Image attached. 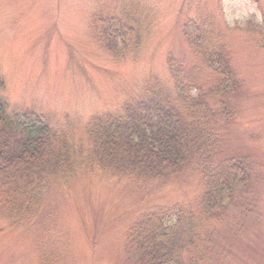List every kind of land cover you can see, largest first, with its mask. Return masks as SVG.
<instances>
[{
    "label": "rangeland",
    "instance_id": "1",
    "mask_svg": "<svg viewBox=\"0 0 264 264\" xmlns=\"http://www.w3.org/2000/svg\"><path fill=\"white\" fill-rule=\"evenodd\" d=\"M110 14L137 21L140 46L123 54L105 49L96 17ZM194 20L214 32L241 82L230 99L234 116L217 120L218 153L201 157L202 163L245 160L253 184L239 191L223 217L198 226L203 239L180 259L264 264V0H0L1 94L9 112L65 134L90 165L94 118L121 116L152 91L164 92L189 116L177 82L186 97L203 96L216 84L219 75L186 39L184 28ZM210 105L221 113L218 101ZM201 160L160 182L98 168L80 170L65 183L55 178L32 222L0 216V264H132L128 239L142 216L196 210L206 189Z\"/></svg>",
    "mask_w": 264,
    "mask_h": 264
},
{
    "label": "trees",
    "instance_id": "2",
    "mask_svg": "<svg viewBox=\"0 0 264 264\" xmlns=\"http://www.w3.org/2000/svg\"><path fill=\"white\" fill-rule=\"evenodd\" d=\"M129 16L97 15L100 41L109 52L123 54L140 46L141 31ZM247 26L253 27L251 21ZM255 27L262 28L260 24ZM184 29L186 39L208 69L219 75L216 84L203 96L196 93L186 97L184 84L177 82V94L187 102L189 116L164 92L152 91L149 99L126 105L121 116L94 118L88 131L90 165L82 163V151L65 134L38 118L31 120L9 112L1 94L5 81L0 77V216L15 224L32 222L39 216L42 199L53 180L59 177L65 183L80 170L98 168L118 177L160 182L201 157H216L212 155L218 153L222 125L217 120L220 114L226 119L234 116L230 99L241 82L227 58L228 51L215 45L214 32L197 20ZM216 100L222 107L217 116L210 105ZM202 161L199 165L206 189L196 210L177 207L142 216L128 239L127 254L132 264H182V253L196 251L203 239L198 226L223 217L239 191L253 184L245 160L230 159L219 166Z\"/></svg>",
    "mask_w": 264,
    "mask_h": 264
}]
</instances>
